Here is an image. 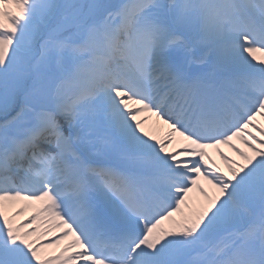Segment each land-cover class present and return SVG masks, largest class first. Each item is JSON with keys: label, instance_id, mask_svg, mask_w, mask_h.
I'll return each instance as SVG.
<instances>
[{"label": "snow or ice", "instance_id": "snow-or-ice-1", "mask_svg": "<svg viewBox=\"0 0 264 264\" xmlns=\"http://www.w3.org/2000/svg\"><path fill=\"white\" fill-rule=\"evenodd\" d=\"M257 53L264 0H0V264H264Z\"/></svg>", "mask_w": 264, "mask_h": 264}, {"label": "bare ground", "instance_id": "bare-ground-1", "mask_svg": "<svg viewBox=\"0 0 264 264\" xmlns=\"http://www.w3.org/2000/svg\"><path fill=\"white\" fill-rule=\"evenodd\" d=\"M256 56L259 58V59H264V54H261V53H257ZM148 118V119H146ZM141 119H144L146 120V123L144 125L145 127V130L154 134V135H157L161 138H163L166 133L169 131L168 129V126L167 125H164L163 123H158L157 120H156V117L155 116H152L150 113H146L144 116L141 117ZM256 124H258L260 127H264V119H261L258 117L257 121L255 122ZM252 131L254 132L255 130L252 129ZM256 133H259V132H256ZM260 136H258L259 138ZM263 139V138H261ZM233 144L237 145L236 147L237 148H240L241 146V140L240 139H236L233 141ZM180 149V145L179 144H175V142H173V144L170 146L169 148V151H175V150H178ZM227 154H229L232 158V160L236 161L237 163H243L242 159L240 158V156H238L236 154L235 151H233V149H228V152ZM230 159V157H229ZM215 163H217V160H220V156L212 159ZM221 165H222V169H226V166L228 167V164L225 162V161H222L221 162ZM226 172V171H225ZM192 203L193 205L196 204V198L194 199V197H192ZM200 201L203 200L202 197H200L199 199Z\"/></svg>", "mask_w": 264, "mask_h": 264}]
</instances>
